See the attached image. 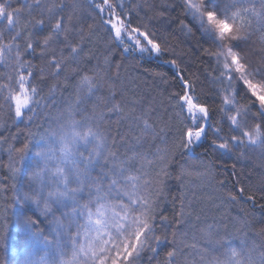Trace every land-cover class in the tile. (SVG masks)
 Segmentation results:
<instances>
[{
  "label": "trees",
  "instance_id": "obj_1",
  "mask_svg": "<svg viewBox=\"0 0 264 264\" xmlns=\"http://www.w3.org/2000/svg\"><path fill=\"white\" fill-rule=\"evenodd\" d=\"M10 3L12 8L25 9L20 17L21 26L27 21L34 23L33 18H42L37 11L28 13L25 0H10ZM110 3L117 5L121 19L130 22V27H138L158 43L161 53H141L127 38L128 51H125L113 38L110 25L104 23L109 19V12L101 13L95 7L103 4L102 0H64L62 15L65 19L72 16L73 31L69 39L82 51L77 59L65 61L59 75L55 74L54 66H49V60L53 55L68 57L69 50L62 44L50 43L42 52L49 28L36 30L35 51L24 53L23 59L32 66V84L45 99L31 121L26 118L16 123L4 101L6 90L0 93V264H15L23 258L22 253L28 246L26 234L17 227L19 217H39L38 224L45 235L51 229L49 221L53 217L45 218L33 204L21 203L19 195L34 187L28 173L35 167V141L50 126L56 127V117L70 105L76 106L78 97L80 115L92 116L93 122L99 123L111 150L121 160L134 153L147 156L146 160H135L134 167H143L153 179L147 191L155 202V234L167 239L156 253L146 248L139 264H164L167 252L174 247L183 251L178 261L184 264V256L191 260L195 254L196 250L185 247L191 244H196L197 249L210 250L208 258L211 259L222 251L216 241H230L238 246L241 238L249 246L254 245L257 252L264 250V149L251 146L228 151L218 149L213 144L216 138L211 129L206 137L191 146L190 153L176 147L191 124L180 115L177 106L179 96L186 91L182 85L185 82L194 89L199 102L208 107L209 124L222 127L221 135L230 138L227 115L234 114L235 109L227 114L219 111L225 85L219 79L220 67L214 56L217 49L201 34L197 22L185 14L182 0H110ZM6 25V20L0 23L3 43L14 35L6 30ZM24 37L16 41L22 52L26 48L27 33ZM261 48L260 33L254 32L246 41L239 42L237 50L253 69H264ZM16 68L13 51L10 58L0 62V85L8 83L9 77H16ZM84 75L93 77L98 85L93 95H87L86 88L78 90V82ZM252 82L259 92V77ZM245 91L242 86L236 96L237 106H249L248 123H258L259 101L250 91L245 96ZM113 103L121 104L125 112L135 108V115L147 119L154 131L143 134L142 122L109 112ZM136 137L140 138L139 143ZM25 144L29 150L18 152ZM98 172L96 168L92 175L95 177ZM158 174L159 182H156L154 178ZM88 198L86 192L80 194L81 203ZM70 231L74 233L76 227L72 226ZM213 248L216 250L211 251ZM66 251L70 253V247Z\"/></svg>",
  "mask_w": 264,
  "mask_h": 264
},
{
  "label": "snow or ice",
  "instance_id": "obj_2",
  "mask_svg": "<svg viewBox=\"0 0 264 264\" xmlns=\"http://www.w3.org/2000/svg\"><path fill=\"white\" fill-rule=\"evenodd\" d=\"M25 3L30 15L37 11L42 18H33L34 23L27 21L21 26L20 17L25 9L12 8L10 0H0V23L6 20V30L14 33L7 43L0 39V62L10 58L15 51L17 65L16 77H9L8 83L0 85V93L6 90L4 101L14 111L17 120L24 119L28 112L35 115L45 99L38 98L39 89L31 81L32 66L23 59L24 53L35 51L33 39L36 30L49 28L43 39L42 52L50 43L62 44L69 50L68 57L53 55L49 60V66H54L56 75L63 70L67 59H77L82 51L69 39L73 31L70 23L72 16L70 14L65 19L62 15L64 0H25ZM182 4L185 14L197 22L201 34L217 49L214 56L220 67L219 79L225 85L219 111L227 114L235 109V113L227 115L230 138L221 135L224 129L209 124L211 116L208 107L199 102L193 94L194 89L185 82L186 91L179 96L177 106L180 115L184 120H190L191 124L182 133L181 142L176 147L190 150L211 129L216 140L222 141H213L218 149L228 151L240 146L264 149V69H253L237 50L239 42L259 32L261 51H264V0H182ZM95 7L101 13L109 12V19L104 23L110 25L113 38L124 46L125 51H128L127 38L132 47L141 53H161L160 45L149 39L148 34L138 27H130V22L121 19L117 5L110 0H103V4H96ZM25 33L27 43L22 52L16 41L25 38ZM2 35L0 32V37ZM138 37H143L150 47L143 46ZM22 70H26L27 74ZM256 77L261 81L259 92L252 82ZM242 86L247 89L245 96L250 91L251 96L259 101L258 123H248L249 106H237L236 96ZM77 87L78 90L86 88V94L90 96L98 85L93 77L84 75ZM108 111L133 122H142L143 134L154 131L147 119L135 115V108L125 112L121 104L113 103ZM77 116L80 118L77 119ZM27 118L31 121L33 117L30 115ZM93 121L92 116L80 115L78 97L76 106L70 105L56 117V127L50 126L35 141V167L28 173V180L34 187L30 192L21 193L19 200L33 204L45 218L49 215L53 218L49 221L51 229L48 235L39 226V217L24 215L18 218L17 227L26 234L28 246L22 253L23 258L15 264H139L146 248L156 253L159 245L167 239L155 234V202L147 191L153 179L148 177L143 167H134L135 160H146L147 156L134 153L121 160L111 150L108 137L101 131L99 123ZM135 139L139 143L140 138ZM28 150V144L17 149L20 153ZM96 168L99 172L94 177L92 171ZM154 179L159 182V174ZM85 192L89 198L81 203L80 194ZM231 198L235 199L234 196ZM56 211L61 214L57 216ZM181 215H184L183 211ZM72 226L76 227L74 233L70 231ZM215 244L222 251L211 259L208 258L210 250L197 249L196 244L185 245L196 251L191 260L184 256V264H264V250L257 252L256 247L249 246L243 238L238 246L230 241H216ZM69 247L70 253L66 251ZM182 255L183 251L174 247L167 252L164 264H179L178 257Z\"/></svg>",
  "mask_w": 264,
  "mask_h": 264
},
{
  "label": "rangeland",
  "instance_id": "obj_3",
  "mask_svg": "<svg viewBox=\"0 0 264 264\" xmlns=\"http://www.w3.org/2000/svg\"><path fill=\"white\" fill-rule=\"evenodd\" d=\"M26 74V73H25ZM39 98V97H38ZM26 115H30V113L28 112V113H26ZM13 116H14V120L15 121H20V120H17L16 118H15V113H14V111H13ZM31 116L33 117L34 115L31 113Z\"/></svg>",
  "mask_w": 264,
  "mask_h": 264
}]
</instances>
